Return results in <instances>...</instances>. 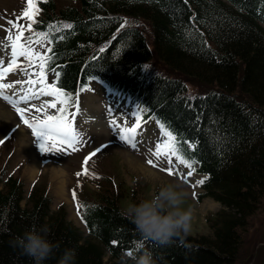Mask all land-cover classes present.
Wrapping results in <instances>:
<instances>
[{"label": "trees", "instance_id": "trees-1", "mask_svg": "<svg viewBox=\"0 0 264 264\" xmlns=\"http://www.w3.org/2000/svg\"><path fill=\"white\" fill-rule=\"evenodd\" d=\"M72 2L45 0L33 25L50 39L58 84L69 90L94 76L143 101L196 142L193 155L209 173L205 194L226 208L210 218L208 233L160 242L121 213L119 198L134 200V188L108 180L98 198L84 199L83 237L63 205L50 208L42 186L22 204L11 175L0 180V264H34L11 241L40 224L59 242L45 264L65 247L76 249L75 264H122L125 249L143 248L156 264H233L264 198V0Z\"/></svg>", "mask_w": 264, "mask_h": 264}, {"label": "rangeland", "instance_id": "rangeland-1", "mask_svg": "<svg viewBox=\"0 0 264 264\" xmlns=\"http://www.w3.org/2000/svg\"><path fill=\"white\" fill-rule=\"evenodd\" d=\"M70 3H73L72 0H57V5L59 8ZM27 7L28 0H0V47L7 45L10 41L9 34H2L5 29L7 30V27L4 24L1 25V18L4 16L9 18L16 15L18 17H22L24 16V9ZM25 16L26 19L30 17L29 14H25ZM144 25L145 24H141L142 27H144ZM146 41L147 43H151V37H146ZM23 44L26 46L25 40ZM26 60L27 57L24 55L23 62ZM33 60H36V58ZM38 62L39 60L34 62V64L36 65ZM28 69L31 70L30 67H28ZM34 71H36V69ZM14 75L18 76L17 73ZM32 81L34 80L30 81L31 84L34 83ZM21 88L24 90L25 94H27V86L22 84ZM33 88L34 94L38 95L41 89H38L36 86ZM92 92L96 93L93 95L87 93L85 97V103L88 107H81V109H84V112L88 115L87 119H90L91 122L89 124L85 120L83 121L79 115V125L77 126L79 127L83 140H88V142L82 144V147L77 145V148H75L77 150L86 149L89 146V138L91 134H93L94 137L90 140L94 144L98 143L103 145L104 148L100 150L97 155L92 153V155L88 157L87 163L90 169L93 165H95L97 158L100 157L98 160L99 167L101 169L100 171L111 176L115 183L120 182V185L123 184L129 188L134 187V200L148 194L161 180L171 179L180 182L189 193L186 200V205L191 204L193 206V217L191 222V230L189 233L194 235L208 233L210 231L209 227L211 224V219L207 221V217H211L214 212L218 211V209H220L222 206L218 201L215 202L208 197L200 198L198 201L195 200L194 194L196 193V188L199 189V183L197 181H201L204 175H200V177L195 175L193 176L189 175L187 172L185 178L188 180V177H191V180H189L188 183L186 179L182 180V178H178L176 173L165 171V169L169 167L173 172L180 170V165L176 164L174 167L173 160L167 159L164 156L155 160L154 156L150 157L146 155L147 152L151 153L149 151V147L154 149L155 123L153 121H149L146 124H141L139 128L135 130L134 135L136 137L133 138L136 145L135 147H133L132 144H126L124 140H119L118 136L114 132V128L116 129V127L113 122L110 121L112 114H114V112L118 114V109H120L119 106H117L115 96L106 95L104 91H102L95 84H92L91 93ZM38 99L35 100V105H31L27 109L28 117L34 116V112H41L43 115L49 116L57 110L58 103L54 105L53 111H49V106H47L45 102H41ZM106 104L112 105L109 110L107 109ZM37 107L38 109H36ZM112 109H114L113 112ZM119 111L123 113L122 118H124V111L122 109ZM0 113V117L3 116L4 118L13 116L12 119L11 117L9 118V121L8 119H5L6 122L0 119V123H2L0 124L1 136L14 123L13 119L15 116L12 115L5 104H3L1 101ZM116 116L117 115H115V117ZM84 124L88 127H85ZM116 126L120 127V121L116 122ZM15 133L16 132H14V134L13 132L10 133L7 141L0 143V166L6 165L7 163V166L5 167L6 171L3 172H5L6 175L8 172L18 175L22 182V191L24 196H27L28 190L31 188V183L33 181L39 185H43V187L45 185L46 193H49L51 196V201L49 202L50 208L54 210L58 205H60L59 203L62 202V210L65 212L66 219L72 220V223L80 230V232H82V236L84 237L88 233L87 227L81 222L80 218L75 215L78 209L74 211V206L69 197V188L73 186L79 187L80 185L78 182H86L87 185H85V189H97V186L89 182L91 175L87 172L88 170L85 161L81 160L80 162L78 161V158L71 157L70 154L67 153L68 150H65V153L63 152L64 149L58 151L56 150L54 152L56 147L54 150L50 149L49 151L53 152L58 158L53 157L52 159L45 157L39 147L40 137H37L36 135H33L35 137L29 135V133L35 134L33 129L32 131L29 129L28 132H25L24 136L26 137L27 147L26 149L21 148L18 143L19 141L16 139ZM144 133H146V135H144ZM8 134L9 132L7 135ZM138 134H141V136L137 137ZM47 144L49 147H52V143L50 141H47ZM30 153H33L36 159L39 160L38 167L32 174H29L25 170V164L27 161L25 156ZM150 159L154 163L150 164L148 162ZM55 172L64 176L65 180L62 193H59L57 190L59 176H54ZM180 172L184 175L185 168H183ZM6 175H2V180ZM105 186L106 184L103 185V188H105ZM119 186L118 188H120ZM103 188H101L98 192L102 191ZM202 191L204 190L199 189L198 192ZM89 197L98 198L97 196L93 195H90ZM262 199L260 211L255 218L253 217L251 219L254 224L253 227L257 226L258 229L255 231V233L253 227L249 228L245 233L243 232L244 235L242 237L241 248L239 250L237 259L233 264H261L264 261V244L261 243L264 241V198ZM128 200L129 196L125 198L120 197L118 201L122 207L123 204Z\"/></svg>", "mask_w": 264, "mask_h": 264}, {"label": "clouds", "instance_id": "clouds-1", "mask_svg": "<svg viewBox=\"0 0 264 264\" xmlns=\"http://www.w3.org/2000/svg\"><path fill=\"white\" fill-rule=\"evenodd\" d=\"M188 195L180 182L161 180L148 194L126 201L121 213L134 223L143 236L168 242L174 237L187 235L191 230L193 206L186 205ZM49 232L47 224L34 225L17 235L11 243L32 257L34 264H45L55 254L54 250L59 248V242L51 239ZM76 258V249L65 247L55 264H75ZM120 260L122 264H156L148 248L125 249Z\"/></svg>", "mask_w": 264, "mask_h": 264}, {"label": "snow or ice", "instance_id": "snow-or-ice-1", "mask_svg": "<svg viewBox=\"0 0 264 264\" xmlns=\"http://www.w3.org/2000/svg\"><path fill=\"white\" fill-rule=\"evenodd\" d=\"M29 4L33 5V0H28ZM29 12L28 8L24 9V13L27 14ZM30 26V25H29ZM17 28H20L19 25H16ZM21 52L24 55H28L30 58L33 56V53L29 47L24 46L23 44L18 43V37L13 38L12 43V63H15V57ZM37 56H41V53H35ZM12 63L8 65V68L12 67ZM146 67V66H145ZM5 71L3 69H0V72ZM43 75V73H41ZM7 85L0 84V88L6 87ZM49 89H51L53 95L60 96L62 101L64 100V95H62L63 90L60 88L55 87L54 85H49ZM43 90V89H42ZM0 94H3L0 92ZM26 96H21L20 99H26ZM17 111L21 113L23 116L24 110L21 108H17ZM135 115V114H134ZM25 123H29L27 119H25ZM31 127L37 137H40L39 147L41 151H49L50 147L47 144V141H52V147H56L59 144H64L67 146H71L73 143H76L78 141V138L82 136V134L72 126L71 123L68 122L67 119L63 117H59L56 119H53L52 117H48L46 120L36 121L31 124ZM163 127V126H162ZM137 128V124H132L130 127L125 128H119L121 138L125 141H128L132 144L133 147H135V143L133 140L135 130ZM167 134V139L163 141V144L157 143L155 148L156 155H160L161 152L170 153L169 159H171V156L174 155L177 157L179 161H181L183 164L188 165L191 167L192 161L188 158H186L183 154H181L180 151L177 150L175 145V139H174V133L170 130H165ZM103 147V145H101ZM92 153H89L88 156H91ZM88 156H86L85 162L88 160ZM150 164L154 163L151 159L148 161ZM165 171L171 172L172 169L166 168ZM79 174V173H78ZM95 174V173H93ZM191 175V173H189ZM198 183H202L201 181H197ZM115 243V242H114ZM136 247H139V242H136ZM131 251V250H130Z\"/></svg>", "mask_w": 264, "mask_h": 264}, {"label": "bare ground", "instance_id": "bare-ground-1", "mask_svg": "<svg viewBox=\"0 0 264 264\" xmlns=\"http://www.w3.org/2000/svg\"><path fill=\"white\" fill-rule=\"evenodd\" d=\"M45 90L49 91L48 87H46ZM32 91L34 92V90H32ZM15 132H16L15 136H16V139L19 141L18 143H19L20 147L26 149L27 141H26V137L24 136L25 135L24 130L21 127H19V128L17 127ZM25 159L27 160L26 164H25V170L29 174H32L36 170V168L38 167L39 160L36 159V157L33 155V153L27 154L25 156ZM55 173H54V176H59L58 186H57L58 189L57 190H58L59 193H62V188H64V180H65L64 176L60 175L59 173H56V174Z\"/></svg>", "mask_w": 264, "mask_h": 264}]
</instances>
